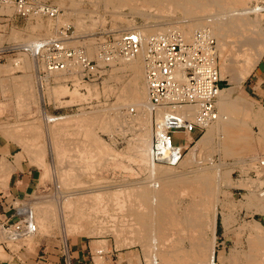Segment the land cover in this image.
Listing matches in <instances>:
<instances>
[{
	"label": "rangeland",
	"instance_id": "374dc122",
	"mask_svg": "<svg viewBox=\"0 0 264 264\" xmlns=\"http://www.w3.org/2000/svg\"><path fill=\"white\" fill-rule=\"evenodd\" d=\"M109 1H111V2H109ZM262 1L257 0V3H258L257 4L256 0H251V5L253 4L252 6H254L255 4H257L258 7H260V5L264 3V1H263V3H261ZM48 2H50L51 4L55 5L56 7H58L60 9V14L58 17L49 18V17L43 16V15H34V16H30V17L20 16L16 13V7L13 4L14 0H9L8 7H6L7 5H4V4L0 5L2 8V12L6 13L7 17L10 16V17L14 18L15 15L17 14L18 16H16V17H18L20 19V28L13 30L12 33L9 34L13 43H15L16 45H18L20 47V49H19L20 54H19L18 59H17L18 65L16 67H18V68H20V70H24V71L30 70L28 68H36L37 70L40 69V71H41L40 76H39V77H41L40 78V88L38 89V91H32L31 90V91L25 92V94H27V95L31 94L29 96V99H27L28 102L35 103L38 105V107H36L37 111L36 110L34 111V107L32 108L31 106H22L21 103H22V98L24 97V95H22L21 91H20V106L17 107V109L20 111V128H19L20 133L28 134L30 132L29 134H32L29 136L30 138L29 137H27V139L23 138V142H25L24 144L26 145V149L28 151V154H26L25 157L27 159H29V163L37 169V171L39 172V176H40L39 186H38L37 190L34 193H32L29 204L32 205V207L36 206V205L37 206L40 205L39 207L35 208V211H37L36 213H38L39 208H42V206H45V204H46L47 206L45 209H43L44 207L42 208L41 214L43 213L42 215L45 217L44 221L48 220V222L45 224L46 225L45 227L48 230L47 229L44 230V228H42L43 230L41 229L42 230L41 232H38V234H34L31 239L28 236L17 237V238H14V236L11 237L12 236L11 232H10L11 229H9L7 227L5 229V228L0 226V229H1L0 230V240H7L8 246L15 253V260L19 264H82V263H84V261L78 262L73 257V246H75V244H79V243H82L84 245L85 250L87 248L89 250H92V254H90V256L87 258L88 264H151V262H150L151 260L150 261L146 260V259H148L147 257H145L146 256L145 255L146 249H144V245H141L142 242L140 241L139 237H135V235L130 234L131 232L128 233L126 231L125 232L127 234L125 232H123V234H120V236H119L116 233L114 234V233H111L109 230H107L108 227H106V228L100 227L101 223L106 225V226L109 225L110 223H112L110 221V219L108 218V216H111V215L117 216L118 214H120L118 207H117L118 203H116V205H115V202H117V201H114V199H116L115 198L116 196L117 197L120 196L121 191L123 193V190L128 189V188L130 190H132V187L135 188L138 186L137 184H142L145 181H148L145 178H147L148 173H150L149 172L150 171L149 170L150 164L148 162H143L140 160V158L138 157L139 154L138 155L136 154V153H138V150H137L136 145H135L137 143L139 137H140V132H141L140 130L143 131V129H141L143 127V125L139 121L137 123L136 120L135 121L133 120L134 122H132L131 120L133 118L128 117L127 119L124 118V120H123V118H121V122H119V123H124V125L120 124L122 127L121 128L119 126V123H118V125H116L118 120L120 119L119 116H116V118H115V121L118 119L116 121V124H114L113 121H111L110 127H111L112 131H110V128L108 131L104 130L103 129L104 126L101 128V124L100 125L98 124L97 129L95 130L94 134L97 136V133H99V136H98L100 139L99 141L100 142L104 141L106 144H109L110 147L113 148V150L110 148L113 153H110L109 152L110 149L108 148L109 149L108 153H104L103 155L100 154L102 161H103L102 162L100 160L102 165H101L100 161H99V163H100L99 166L97 164L98 162L97 163L95 162L94 163L95 167L92 170H90V172H88L86 174L84 172H82L83 174L81 176V180H83V182L78 183V184L77 183L72 184L71 182H68V181L66 183H64L65 180L64 181L61 180V178H62L61 175L63 173L62 171L64 170L63 168L66 167L65 166V165H67L66 163H68L69 161L72 162L73 164H75L74 166H76V167L85 165V162H82L84 164H82V163L77 164V162L72 160V158L68 159V157H62L61 154H58L57 152H55V150H57L56 149L57 143L55 141H56V139L58 140V138H60L62 136L63 139L65 138L64 143L65 142L68 143V145H64V146L68 147L70 145V143L72 142L71 144H73L74 143L73 141H75V140H81V141L84 140L85 135H84L83 131L79 136L76 133L74 134L75 129H73L74 127H72L73 123L71 122V120H73L74 117L76 118V115L79 117L83 113H89V111L91 114H93V111L95 110L94 113H95V115H97L98 112L96 113V110L98 111V110H102L104 108L108 110L112 106H115L114 108H116L117 103L119 102L118 98L116 97V96H118V92L120 91L119 89H121L124 82L128 83L131 80L132 64H129L130 62H127V61H122L121 58H119L121 56H116L111 61H104L100 57V50H101L100 45H102L101 42L105 41L106 39L109 40V38L111 37V35L113 33L115 35V34H118L119 32H122V31H133V30L140 32V30L144 27V25L152 24L153 22H156L157 19H158V22L164 26L163 29H165V28H167V29H165L164 31L163 30L162 31H156L153 33V35L158 34V33H162V32H166L169 30H173L179 34L180 28H182L183 23L186 24V22H188L187 20L189 19L190 16L184 15L182 10L175 9V8L172 11L171 10L170 11H168V10L167 11H161L159 9L158 10L159 14H158L157 10H156L157 8H155L154 6H153L154 8H152V6H150L151 8L149 9L148 5H145V7H143L144 4L141 1H139L138 3L134 2L137 5H139L140 7H141L140 4L142 3V7L140 9H139V7L136 8L137 5L134 3H131V4L128 3V6H125L127 4H124V5H120L118 7L116 0H62V2H60V0H48ZM108 5H110V6H108ZM133 5H135V6H133ZM263 6H264V4H263ZM263 6L261 5L262 10L259 11L258 14H255V12H251L249 14V16L251 15L250 17L252 19H253L254 15L257 16L254 19L259 20V18H260L259 21L262 25H259V21H258V26H259V32L262 31V33L260 32L263 35L262 37H264V33H263L264 32V30H263L264 29V7ZM150 13L154 14V15H151ZM168 14H170L171 17ZM206 15L208 16L209 12ZM152 16H154V17H152ZM152 18H153V20H152ZM208 18H210V17H208ZM80 19L83 21L82 27H81V25H78L79 24L78 22L80 21ZM125 20H127V21H125ZM82 21H80V23H82ZM39 25H41V26L39 27ZM68 26H70V30H69L68 34L70 35L72 33L74 35V38L66 40V44L69 45V47L76 48V49L83 48L85 50L87 56L89 57V59L92 60L94 63H97L99 74L101 75L98 78V80L91 81V80L84 79L82 67L77 62H72L67 67L63 68V70H65L66 73H64L62 77H60V78L56 77V79H55L54 77H52V75L55 74V72L51 71L49 69L50 64L48 62V53H43L40 56L34 55V53L32 51V46L34 48H36L35 45L38 44L39 41L55 39L56 37H58L60 35V30L62 28H67ZM260 26L263 27L262 30L260 29ZM201 29H205V30H209V31L211 30L210 27L195 28L194 31H192V34L190 35V37L192 38V36L195 34V32L198 30H201ZM210 32H212V31H210ZM253 34H254L253 36L255 37L256 33H253ZM151 35L152 34L147 35V36H151ZM107 36H108V38H107ZM257 37H258V35H257ZM191 38H189V39H191ZM9 45L10 46L4 48L5 49V50H3L4 54L17 53L18 50L17 51L14 50L15 49L14 44H13V46H11V44H9ZM230 45H231L232 49H229L230 47L227 48V50L223 54H221V52L219 53V50L217 47V51H218L217 57H216L217 66H218L219 74L221 77V83H222L223 87L230 89V91L228 90V92L230 93L231 98L233 97V99L235 101L232 107L228 106V108H227L228 113L231 116H233L236 123H239L238 124L239 127L242 126L248 132L250 131L251 140H252L250 142H252L251 148H253V149L252 150L247 149V146L238 148V149H241V151H240V154L238 153L236 155V153L233 152V149L231 147H228L226 145V143L223 141L224 139H222V138H223L224 133L219 132V133H217V135L215 134L216 138H215V136H212L213 139L210 138L208 140L209 142H207L205 144V145H208L207 147H205V145H204L203 148L199 149L200 151L197 152L196 154L200 153L203 158L199 157V156H201L200 154L198 156H196L195 160L197 158L198 161L193 160L194 162L192 161V163H189V164H192L193 166L192 165L190 166L189 164H182V166H181V164H180L179 165L180 167L176 166L174 168H170L171 169L170 171H172V173H175V174L177 173L178 175L183 173L185 175H188L189 177H192L195 172H198V170H200V168L204 167L208 170V172L210 171V172L214 173V174L213 173L212 174L215 176V178H214L215 182L218 184L217 185L215 183L216 187L218 186L217 187L218 189H216V192L218 194L217 198L220 199L219 203H217V206H218L217 207V209H218L217 210V225H216L217 226V237H216V254H215L216 264H230V263H228L227 258H229V255H230V252L232 251V249H234L235 251H240V250L242 251L244 249L245 250L250 249V250H248V252L246 251L247 253H249V257H250L249 259L250 260L248 259L249 261H245V260L244 261L241 260L239 262L237 261L238 262L237 264H241V263L242 264H253L255 259L258 256L260 257V260H259V258H257L256 261L258 260L259 264L260 263L264 264L263 263L264 262V250L263 249L259 250L256 253L253 252V249L250 246V242H248V238H249V236L251 237L252 234L249 235L250 231L246 226V223H248V222L252 223V222H254V220H257V221L261 222V225H263L261 235H262V233H264L263 232L264 231V228H263L264 227V211H257L256 207L254 206V202L257 199L264 201V194H263L264 191H262L264 189V167L261 166L259 163L260 161L264 160V136L262 134H260L261 133V131H260L261 127H260V123H259L260 120L258 119L259 116L261 117L262 113L264 115V81L261 79L264 77V71H263L264 70V55L257 62V64L255 65V67L251 71V73L244 76L243 79H240L239 77L241 76V74L239 75L237 72H239V69L241 67L240 66L241 61L244 59V56L242 57L241 54L245 53V52H249L250 50L247 51V48H250V47L247 46L246 51L240 53L241 51L245 50V47H241V46L237 47L238 44L234 45V42L230 43ZM232 45L234 46V50H233ZM244 46H246V45H244ZM239 47L241 50L239 49ZM262 48H263V46H262ZM231 50H233L234 53H232L233 51H231ZM227 52H229V53H227ZM226 53L229 55H227ZM238 53H240L239 58L234 57V55L238 54ZM232 54H234V55L230 56ZM219 55H220V57H219ZM240 56H241V58H240ZM227 57H230L229 58L230 61L232 60L231 62L229 61V63H231V65H229V66H228L229 63L227 62L228 61ZM139 58H140V56L136 55L133 58V61L134 60L137 61ZM235 58H236V60H235ZM233 61H235L234 64H236V69H235V65L232 63ZM221 62H223V63H221ZM224 62L227 63V66H224L225 65ZM242 63H244V62H242ZM221 64L222 65L224 64V65L222 66ZM26 65L28 66V68H26L27 67ZM77 65H78V67H77ZM232 65H234V66L232 67ZM72 66H73V68H72ZM223 67L224 68L226 67V69H228V71H225L226 69L221 70V68L223 69ZM229 69L230 70L232 69L233 71L232 70L230 71ZM223 71H224V73H223ZM47 72L49 73V75ZM52 72H54V73H52ZM225 72H226V75H225ZM235 72L237 74H235ZM121 73H123V75ZM112 74H115V75L117 74V76H116L117 78L115 77V75L113 77L110 76ZM73 75L75 76V78ZM118 75H119L120 79L118 78ZM48 76H49V78H48ZM108 77L111 78L112 80L109 79ZM61 78H63V79L61 80ZM235 79H237V80H235ZM59 80H60V82H59ZM80 81L83 83L80 84L81 83ZM76 82L77 83L79 82V83L76 84ZM85 82L89 83V86H87V87H89L90 91H88V89L86 91L87 87H86ZM108 83H110V85ZM143 83H144V86L146 89V94H147L146 100H147L148 92H147V84H146V72H145V75L143 77ZM63 85L67 89V91H64L66 93L62 92L59 94V92H57V91L54 92L55 87L63 86ZM103 86L104 87L107 86L106 88L108 89V92H107L106 88H105L106 91L103 90ZM94 87H97V89L94 90L93 89ZM116 87H118V88H116ZM45 89H46V91H45ZM98 89L100 91H98ZM75 90L78 92V94L80 91V93L82 95L80 97V99L77 98L76 95L74 96ZM92 90H94V91L91 92ZM88 92H91V94H87ZM95 92L99 93V94H96ZM114 92H116L117 94ZM36 93L40 94V97H41L40 100L37 99ZM55 93L58 94L57 95L58 97L55 95ZM84 93H86V94H84ZM95 94H96V96H95ZM236 101H237V103H236ZM240 101H242V103H244V104H241ZM76 102H78V103H76ZM217 103H218V100H217ZM235 104L236 105L241 104L238 106L241 108H239L237 110L238 107ZM242 107H243V110H241ZM105 109H104V111H105ZM258 109H260V110L258 111ZM2 110H3V107H0V113L2 112ZM116 111H118V110H116ZM134 112L135 111H132V113H134ZM241 113L242 114L244 113L243 114L244 116H241ZM245 113L251 114L250 117L247 116V114H245ZM66 115L70 116V118H68L69 120L65 119L68 122L65 121L64 119L62 120L61 118L58 119L59 122H64V123L66 122V128L67 129H66V131H64L65 134H64V132H63V134H62V132L61 133H59V132L55 133L54 129L53 130L51 129V126H53V123L55 121L54 122H52V121L48 122V120L46 121V119H47L46 116H58V117L63 116L64 117ZM253 117H255L254 118L255 120L254 119L251 120ZM237 118H239L240 120ZM150 119H149V122L151 124L149 122L148 123L151 125L150 128L153 131L152 132L153 136H152V141H151V142H153V139H154V130H153L154 113H152V115L150 116ZM256 120H258V121H256ZM257 123L259 125H257ZM113 124H114V126H113ZM115 126H117V127H115ZM47 128L49 129V131ZM119 128H120V130H119ZM69 130H71V131H69ZM206 131L207 130L205 129L203 134ZM49 134L50 135L52 134V135L50 136ZM67 134H69V135H67ZM33 135H35V136L33 137ZM70 135H73V136H70ZM53 136H56V137H53ZM179 136H181V135H179ZM217 136H219V137H217ZM31 137H33V138H31ZM51 137L53 139H51ZM62 137H61V139H59V141H61V142L63 141ZM194 137H195L194 141L189 146V148L190 147L192 148L195 146L194 144L197 143V140L202 137V133L196 134ZM35 138H37V139L35 140ZM54 138H55V140H54ZM67 139H69L68 142L66 141ZM190 140H192V137L188 138V141H190ZM221 140H222V142H221ZM21 141H22V139H21ZM52 141H53V143H55V145L51 144ZM175 141L179 142L180 140L176 139ZM28 143L30 144L29 146H27ZM31 144H35V145L33 146ZM30 146H32V148ZM53 146H55V148ZM134 146H135V148H134ZM34 147L35 148L40 147V149L44 153L43 158L45 159V163L48 166V173H49L48 176H45V174H44L45 173V167L43 165H41L40 162L35 160L34 153L33 152L29 153V151H31V149H34ZM189 148L186 150V154H187V152L190 151L191 148L190 149ZM243 148H244V150H243ZM201 150H203V151H201ZM204 150L208 153H206ZM107 154L111 155V156H105ZM58 155H60L62 157L61 160H60V157H58ZM33 156H34V158H33ZM102 156H104V157H102ZM97 157L98 156H95L94 159ZM252 157H254L256 159L254 160ZM198 158L199 159L201 158V159L199 160ZM261 158H262V160H261ZM249 160L251 161V163ZM61 162H63V163H61ZM252 163H254L255 165H253ZM95 164H97V165H95ZM202 164H204V165L206 164V166H204ZM159 165L163 166L164 168L167 167L164 164H159ZM62 166H64V167H62ZM178 167H179V169H177ZM192 168H194V169H192ZM197 168H198V170H197ZM187 169H188V171H187ZM179 171H181V172H179ZM183 171L187 172V173H184ZM250 180H252V181H250ZM135 181H138V182H135ZM67 183L68 184L70 183L72 185H68ZM234 183H235V185H234ZM87 184L88 185L90 184L89 185L90 187L95 186L97 188L101 187L103 189H105L106 187L109 186V188L111 187L110 188L111 191H115V190L117 191V195L116 194L115 195L107 194L108 196H107L105 202L107 201L106 205L109 206L110 212L104 203H99L100 207H99L98 211H100V214L98 211H97L98 212L97 213L95 210H92V209L90 210V207H92L93 205H96V203L94 204L95 197H94L93 193L91 194V192H90V194L92 197L89 194V196L91 198L89 199V197H88V199H87V196H88L87 193L88 192H86V193L84 192V190H85L84 186H86ZM250 184H252L251 185L252 187L250 186ZM123 185H124V189L122 188ZM176 185H180V184H178V183L175 184L174 192H176V193H174V195H173V197H174L173 200L176 201L175 202L176 206H177L176 213L181 214L180 209H182L183 207H185L188 204V202L190 201V197L192 196V193L190 194L188 191L185 190V192H186V196H185V194L184 193L182 194V192H181L183 187L178 186V188H177ZM120 186H122V187H120ZM181 186H183V185L181 184ZM120 188H121V191H119ZM71 189H75L74 191L78 192V193H76V195H75V193L73 195L68 194L69 190H71ZM81 190H83V191L80 194L79 191H81ZM118 191H119V194H118ZM124 191L125 192L123 194H126V190H124ZM98 192L100 193V191H98ZM83 193H85L87 196L84 195ZM103 193L104 192H102V189H101V194H103ZM79 194H80V196H79ZM123 194L121 196H123ZM66 195H69V196L67 197ZM74 195L76 196V198ZM66 197L69 200L68 202H65V201H67ZM177 197L179 198V200ZM63 198L65 199V201H64L65 204L63 202ZM77 198L79 199V201L84 199V198H85L84 201L89 200L88 203L86 202L88 205H86V204L85 205L87 206V209L90 210V212L85 211L86 212L85 219H88L89 224H90V222H91V224H90V226L88 225L86 228H84V227L80 228V227L75 226V225H78L79 222L75 221V217H73L74 214L77 212V210H74L73 208L76 209V207L77 208L81 207V205L84 204V201H83V203L79 202V204H78ZM72 200L75 202L72 204H69V202L70 203L73 202ZM90 200H94L93 204L90 203ZM178 201L180 202V204H177ZM47 202H48V204H47ZM102 202H104V201H102ZM75 203H77V204H75ZM248 203H250V204H248ZM67 204L72 205L73 208H71V209L69 208L70 209L69 210L68 207H66V206H68ZM103 204H104V206H102ZM64 206H65V208H64ZM104 207L106 208V210H104ZM66 208H67V210H66ZM100 208H102L104 210V212L102 211V209L100 210ZM44 211L48 217L44 214ZM68 211H70V212L72 211V213H68ZM223 211H224V213H223ZM65 212H67L68 215L70 214V217ZM111 212H112V214H111ZM95 213L98 215H95ZM227 214H228V216H230V219L228 221L229 222L231 221L232 223L231 222L229 223L228 221L227 222L224 221V215H227ZM73 218H74V220H73ZM67 220H69V221H67ZM94 221H95V223H94ZM70 222L73 223L74 226L71 225ZM83 222H84V220L83 221L81 220L80 225ZM66 224H68V225H66ZM39 225L40 224H38V226H37V230L39 229ZM94 226H95V228H94ZM85 230H88V231H85ZM2 231H3V233H1ZM43 231L45 233H43ZM236 233H237V235H236ZM132 234H134V233H132ZM125 235H127V236L123 237ZM167 236H169V238L171 237L170 229H169V233L167 234ZM263 237H264V234H263ZM133 238H134L135 242H137V243H133L131 245L129 242H127V240L130 241ZM119 240H120V242H119ZM186 243H187V241L185 240L184 245H186V246L189 245L188 243L187 244ZM223 247H225V248H223ZM221 250H224V258L222 261L218 256V253ZM68 251H69V255L67 254ZM3 257H6V255L3 254V251L0 248V258H3ZM135 258H136V261H134ZM149 258L151 259L150 256H149ZM69 259H70V262H69ZM225 259H227V260L225 261ZM261 259H263V260H261ZM250 261H251V263H250ZM256 261H255V263H256ZM159 264H163V262L162 263L159 262ZM166 264H175V263H173V262L167 263L166 262ZM179 264H181V263H179ZM182 264H184V263H182Z\"/></svg>",
	"mask_w": 264,
	"mask_h": 264
},
{
	"label": "bare ground",
	"instance_id": "6f19581e",
	"mask_svg": "<svg viewBox=\"0 0 264 264\" xmlns=\"http://www.w3.org/2000/svg\"><path fill=\"white\" fill-rule=\"evenodd\" d=\"M139 1H141L144 4L143 7H145V5H148L149 6V9L151 8L150 6H152V8H154V7L157 8L156 10H157V13L158 14H159V11H158L159 9L161 11H167V10L168 11H170V10L172 11L175 8V9L182 10V12L184 13V15L190 16L189 19L187 18L188 19L187 20L188 22L185 21L186 24L182 22L183 23V26H182V28H180V33L179 34L185 40H188L189 38H191L190 35L192 34V31H194L195 28L210 27V29H211L210 31H212L211 33L217 39L216 41H218L217 42V47H218L219 53L221 52V54H223L227 50V48H229V47H230L229 49H232L230 43H233V42H234V45L235 44L236 45L238 44L237 47L238 46L245 47V50L242 48L244 51H241V52L239 51L240 53L245 52L247 46L250 47V48H247V51L250 50L249 52H245V53H242L241 54L242 57L244 56V59L242 58L244 61L243 60L241 61V65H240L241 67L239 69V72H237L239 75L241 74L240 77L238 76L240 79H243L244 76H246L247 74L251 73V71L254 69L255 65L257 64V62L264 55V37H262L263 36L261 34L262 31H260L261 33L259 32V26H258V21L260 20V18H259V20H257V19H254L257 16L254 15L253 19L250 17L251 15L249 16V14L251 12H255V14H258L259 11L262 10L261 9V5L263 6V4H264L263 1L264 0L263 1L260 0V1H262L261 3H263V4L260 5V7H258V5H257L258 4L257 3V0H256V3L257 4H255L254 6H252L253 4L251 5V0H116V2L118 4L117 5L118 7L120 5H124V4H127L125 6H128V3H130V4L131 3H134V2H137L138 3ZM60 2H62V0H60ZM109 2H111V1H109ZM142 3L140 4L141 7H142ZM134 4H136V3H134ZM4 5H7L6 7H8V3H6ZM108 6H110V5H108ZM133 6H135V5H133ZM138 7H139V9L141 8L139 5H137L136 8H138ZM208 12H209V15L207 16L206 14H208ZM151 15H154V14H151ZM168 15H170V14H168ZM152 17H154V16H152ZM170 17H171V15H170ZM208 17H210V18H208ZM152 20H153V18H152ZM80 21H82V20L80 19ZM80 21L78 22L79 23L78 25H81V27H82L83 21H82V23H80ZM125 21H127V20H125ZM41 25H39V27ZM259 25H262L260 23V21H259ZM162 26L163 25L160 24L158 22V19H157L156 22H153L152 24H146V25H144V27L140 30V34L143 37H146L147 35H150V34L153 35V33L156 32V31H162V30L164 31L165 29H167V28L163 29L164 26L163 27ZM260 29L262 30L263 27L260 26ZM253 33H256L255 34V37L253 36L254 35ZM257 35H258V37H257ZM45 41H47V40H45ZM43 42L44 41H39L38 44H36V45L34 44V45H35V47H37V46L41 45ZM244 45H246V46H244ZM262 46H263V48H262ZM232 47H233V50H234V46L233 45H232ZM239 49H240V47H239ZM233 50H231V51H233ZM227 53H229V52H227ZM232 53H234V51ZM240 53L235 54V55L232 54L230 56H233L234 55V57H238L239 58V54ZM144 55H145V45H143L140 53L138 54V56H140L141 59L139 58L137 61L136 60L133 61V58L127 60V59H122L121 57H119V58H121L122 61H127V62H130L129 64H132V70H131L132 71L131 72L132 73V77H131V80H130L131 82L130 81L128 83L127 82H124V84L122 85L121 89H119L120 91L119 92L117 91L118 92V96H116V97L118 98L119 102L117 101L118 103H117L116 108H114L115 106H112L110 108L108 107L109 108L108 110L104 108L105 111H104V109L101 108L103 111L102 110H98V111L96 110V113L98 112L97 115H95V113H94L95 110L93 111V114L94 115L91 114L90 111H89V113H83L79 117L76 115V118L74 117L73 120H71V122L73 123L72 127H74L73 129H75L74 134L76 133L79 136L82 133V131H83V133L85 135L84 140H82V141L81 140H75V141H73L74 142L73 144H71L72 143L71 142L70 145L68 147H66L64 145H68V143H66V142L64 143V141H65L64 139L65 138L63 139V137L60 135L62 137V139H63L62 142L59 141V139H61V137L58 138V140L56 139L55 142L57 143V145H56V147H57L56 149L57 150H55V152H57L58 154H61L62 157H68V159H71L72 158V160H74L75 162H77V164H79V163L81 164L82 162H85V165L79 166V167L74 166L75 164H73L70 161L68 163H66L67 164V165H65L66 167L62 166V167H64L63 168L64 170L63 171L61 170L63 172L62 175H61L62 176L61 180L62 181L65 180L64 183H66L68 181V182H71L72 184H74V183H77L78 184V183L83 182V180H81V176L83 174L82 172H84L85 174L88 173V172H90V170H92L95 167L94 166V163L95 162L96 163L98 162L97 164L99 166V164L102 161L101 155H103L104 153H108V150L110 148L113 150V148L110 147L109 144H106L104 141L103 142H100L99 141L100 140L99 137H98L99 136V133H97V136L94 134L95 133V130L97 129V125L98 124L99 125L101 124V128L104 126L103 127L104 130H107L108 131L109 128H110V131H112L111 130V127H110V124H111V121H113V123L116 124V121L118 120L117 119L115 121L116 116H119L120 117V119H119L120 121L118 120V122H117L116 125H118V123L121 122V118H123V120H124V118L127 119L129 117V118H133L131 120L132 122H134L136 120L137 123H138V121H139L143 125L142 128L140 127L141 129H143V131L140 130L142 133L140 132V137H139L137 143L135 144L136 145V148L138 150V153H136V154L137 155L139 154L138 157L140 158L141 161L148 162L150 164V167H149V170L150 171L148 170L150 173H148V177L145 178L148 181H145L146 183L144 182L142 184H137L138 186L135 187L136 189L134 187H132V190H130L129 188L128 189H124V185H123V187L120 186L124 190H126V194H127V195L126 194H123L125 191L123 190V193H122L121 188H120V190H119V191H121L120 196H118V197L116 196L115 197L116 199H114V201H117V202H115V205H116V203L119 204V205L117 204V207H118V210H119L120 214H118L117 216L116 215L108 216V218L110 219V221L112 223H110V224L108 223L109 225H107V226L101 223L100 224V227H103V228L108 227L107 230H109L111 233H114V234L116 233L119 236H120V234H123V232L126 231L128 233L131 232L130 234L131 235H135V237H139L140 238V241L142 242L141 245H144V249H146L145 250V255H146L145 257L148 258L146 260H149V261L151 260L150 261L151 264H159V262H161V263L163 262V264L164 263L166 264V262L167 263H172L173 262L175 264H179V263H181V264L182 263H184V264H216L215 254H216V237H217V226H216L217 225V210H218L217 209V207H218L217 206V203H219V200L220 199L217 198L218 197V194L216 192V189H218L217 188L218 186L216 187V184L217 183L215 182V179H214L215 178V176L213 175L214 173L213 172H210V171L208 172V170L203 167V168H200V170H198V168H197L198 172H195L192 177H189L188 175H185L183 173L182 174H179V175L177 173L176 174L175 173H172V171H170L171 170L170 168H174V167L167 166L166 168H164L163 166H160L159 164L152 163V154H151L152 142L151 141H152V136H153L152 132L153 131L150 128L151 127V125H150L151 123L149 122L150 116L152 115V109H151V107L149 105V95H148L147 100H146V95L147 94H146V89H145V86H144V83H143V77H144L145 72H146V63L144 61ZM227 55H229V54H227ZM241 56H240V58H241ZM219 57H220V55H219ZM227 58H228V61L227 62L229 63V61H230L229 58L230 57H227ZM235 60H236V58H235ZM234 62L235 61H233L232 63L234 64ZM242 62H244V63H242ZM221 63H223V62H221ZM224 63H225V65L224 64L223 65L224 66H227V63L226 62H224ZM229 65H231V63H229L228 66ZM234 65H235V69H236V64H234ZM234 65H232V67ZM77 67H78V65H77ZM26 68H28V66ZM72 68H73V66H72ZM225 69H226V67L225 68L223 67V69L221 68V70H225ZM225 71H228V69H226ZM65 72L66 71L63 70L62 68L56 69L55 73H56L57 76H55V77L60 78V77L63 76V74ZM52 73H54V72H52ZM223 73H224V71H223ZM237 73L235 72V74H237ZM121 74L123 75V73H121ZM114 75L115 74H112L110 76L113 77ZM119 75H118V78H119ZM225 75H226V72H225ZM116 76H117V74L115 75V77ZM23 78H25L26 80H28L27 79L28 77L26 78V76H24V75H23ZM74 78H75V76H74ZM8 79H6V80H8ZM62 79L63 78H61V80ZM109 79H111V78H109ZM235 80H237V79H235ZM28 81H30V80H28ZM59 82H60V80H59ZM78 83L76 82V84H78ZM82 83L83 82H81L80 84H82ZM110 83H108V84L110 85ZM85 84H86V87L89 86V83L85 82ZM146 84H147V81H146ZM106 87L103 86V90L106 91V89H107ZM118 87H116V88H118ZM87 89H88V91H90L89 87L86 88V91H87ZM93 89L95 90V89H97V87H94ZM15 90H16V88H15ZM26 90L28 91V89H26ZM32 90H34V89L32 88ZM94 90H92L91 92H93ZM228 90L230 91V89L224 88L220 92V96L218 98V103H217V107H218V118L214 122H212L211 124H209L207 126V128H206L207 131L202 135V137L200 139L197 140V143L194 144L195 146L192 147V148L190 147L191 149L189 148L190 151L187 152V154L184 156L183 160L180 162L181 166H182V164L192 163V161L195 160V157L200 154V153L199 154H196L197 152L200 151L199 149L200 148H203L204 145L207 142H209L208 140L210 138L213 139L212 136H215V138H216V135L219 132H223L224 133L223 138H222V139H224L223 141L226 143V145L228 147H231L233 149V152L236 153V155L238 153L240 154V151H241V149H238V148L246 147L247 146V149H250V150L253 149V148H251L252 142H250V141H252V140H251V133H250V131L248 132L242 126L239 127L238 126L239 123H236L235 120H234V118H233V116H231L228 113V109H227L228 106H231L232 107L233 104H234V102H235L234 99H233V97L231 98L230 93L228 92ZM45 91H46V89H45ZM56 91L59 92V94H60V93H62L64 91H67V89L63 85V86L55 87L54 92H56ZM98 91H100V90L98 89ZM91 92H88L87 94H91ZM107 92H108V89H107ZM147 92H148V89H147ZM64 93H66V92H64ZM114 93H116V92H114ZM79 94L75 90L74 96L76 95V97L80 99V97L82 96L81 93H80V91H79ZM84 94H86V93H84ZM96 94H99V93H96ZM96 94H95V96H96ZM55 95L57 96L58 94L55 93ZM16 101H17V99H16ZM237 101H236V103H237ZM240 102H241V104H244V103H242V101H240ZM76 103H78V102H76ZM241 104H239V105H241ZM239 105H236V106L238 107ZM239 108H241V107H238L237 110ZM116 110H118V111H116ZM132 110L135 111V112L132 113ZM241 110H243V107H242ZM259 110L260 109H258V111ZM188 111H190V110H188ZM243 114L241 113V116H244ZM245 114H247V113H245ZM250 115L251 114H247V116H249V117H250ZM46 118H47L46 121L48 120V122L49 121H52V122L55 121L53 123V126H51V129L52 130L54 129V132L55 133H58V132L61 133L62 132V134H63V132L66 131V129H67L66 128V122L65 123L64 122H59L58 119L61 118L62 120L63 119L65 120V119L70 118V116L69 115H66L64 117L63 116H61V117H58V116H46ZM254 118L255 117H253L251 120H253ZM237 119H239V118H237ZM258 119L260 120L259 123H260V127H261V130H260L261 133L260 134H262L264 136V115H263V113H262L261 117L259 116ZM65 121H67V120H65ZM256 121H258V120H256ZM114 124H113V126H114ZM120 124H123L124 125V123H119V126L120 127H121ZM257 125H259V124L257 123ZM115 127H117V126H115ZM119 130H120V128H119ZM18 131H19V129H18ZM48 131H49V129H48ZM69 131H71V130H69ZM8 133L9 132H7V134ZM64 134H65V132H64ZM4 135H5V132H4ZM67 135H69V134H67ZM9 136H10V134H9ZM17 136L20 137L19 135H17ZM23 136H24V134H23ZM34 136L35 135H33V137ZM70 136H73V135H70ZM27 137H29V136L26 135V138H24V139H27ZM33 137H31V138H33ZM53 137H56V136H53ZM191 137H192V135L190 134L188 136V138H191ZM217 137H219V136H217ZM15 138H16V136H15ZM36 139L37 138H35V140ZM51 139H53V138L51 137ZM54 140H55V138H54ZM22 141H23V139H22ZM66 141L68 142L69 139H67ZM221 142H222V140H221ZM23 143H25V142H23ZM51 144H54L55 145V143H53V141H52ZM29 145L30 144L28 143L27 146H29ZM31 145L34 146L35 144H31ZM207 146L208 145H205V147H207ZM30 147L32 148V146H30ZM35 147H34V149H31V151H29V153H32V152L34 153L35 160H37L38 162H40V164L45 167V173L44 174H45V176H48L49 175V173H48V166L46 165L45 159L43 158L44 157V153L40 149V147L39 148L38 147L35 148ZM53 147L55 148V146H53ZM134 148H135V146H134ZM111 149L109 150V152L110 153H113L111 151ZM243 150H244V148H243ZM201 151H203V150H201ZM206 153H208V152H206ZM61 156L58 155V157H60V160L62 158ZM95 156H98V157L94 159ZM105 156H111V155H108L107 154ZM102 157H104V156H102ZM199 157L203 158L202 155L199 156ZM33 158H34V156H33ZM252 158L254 160L256 159L254 157H252ZM196 160H197V158H196ZM261 160H262V158H261ZM99 161H100V163H99ZM61 163H63V162H61ZM250 163H251V161H250ZM82 164H84V163H82ZM97 164H95V165H97ZM252 164L255 165L254 163H252ZM101 165H102V163H101ZM189 165L191 166L192 164H189ZM202 165H204V164H202ZM1 166H2V164H1ZM204 166H206V164ZM179 167L177 169H179ZM12 169H13V167H12ZM192 169H194V168H192ZM187 171H188V169H187ZM7 172L5 174V171H4V174L5 175H8ZM179 172H181V171H179ZM1 173H2V171H1ZM184 173H187V172H184ZM4 177L5 176H3V178ZM252 180H250V181H252ZM135 182H138V181H135ZM177 183L180 184V185H176L177 188H178V186L183 187L182 190H181L182 194L184 193L185 196H186L185 190L188 191L190 194L192 193V196L190 197V201L188 202V204L185 207H183L182 209H180L181 214H177L176 213V210H177L176 209L177 206H176V203H175L176 201L173 200V198H174L173 195H174V193H176V192H174V187H175V184H177ZM72 184L69 183L68 185H72ZM181 184L183 186H181ZM89 185L88 184L86 186L83 185L84 186V189H85L84 192L85 193L88 192L87 193L88 196L85 193H83V194L87 196V199H88V197H89V199L92 197L91 196L92 193L94 194L95 199L94 198L93 199L95 200L94 204L96 203V205H93L92 207H90V210L92 209V210H95L97 212L99 210V207H100L99 206V203H104L105 206H107V208L109 210V206L106 205V202L107 201L105 202V200H106V198L108 196L107 194H109V195L110 194H113V195L116 194L117 195V191L116 190L115 191H111V189H110L111 187L109 188V186L106 187V188L104 187L105 189H103L101 187L97 188L95 186L90 187ZM234 185H235V183H234ZM251 185L252 184H250V186ZM100 188L102 189V192H104L103 194H101V189ZM74 190L75 189L69 190V193L68 194H72L73 195L75 193V195H76V193H78V192H75ZM82 191L83 190L79 191V193L81 194ZM98 191H100V193ZM119 191H118V194H119ZM262 191H264V189ZM90 192H91V194H90ZM80 194H79V196H80ZM89 194H90L91 197L89 196ZM122 194H123V196H121ZM66 196L68 197L69 195H66ZM64 198H63V202L65 201ZM75 198H76V196H75ZM84 199H82L80 201L78 199L77 200L78 201L77 203L78 204H79V202L83 203ZM66 200L67 201H65V202H68L69 201L68 198ZM94 200H90V203L93 204V201ZM178 200H179V198H178ZM88 201L89 200H87V201L85 200L84 201V204H82L81 207H78V208L76 207V209L73 208L72 205H69V204L74 203L75 201H73L71 203L69 202V204H67L68 206H66V207H68V209L69 208L70 209L73 208L74 210H77V212L73 216V217H75V221L79 222L78 225H75L76 227H80V228L81 227L82 228L84 227V228H86L88 225L90 226V224H91V222L89 224L88 219H85L86 212L87 211L90 212V210L87 209V206H86V205H88L87 204ZM102 201H104V202H102ZM65 202H64V204H65ZM77 203H75V204H77ZM47 204H48V202H47ZM104 204L102 206H104ZM177 204H180V202L178 201ZM248 204H250V203H248ZM39 206L36 205V206H33L32 207L33 208L32 211L34 210L33 211L34 220H35L37 226H38V224H40V225H39V229L37 231L31 232L28 235V237L30 239L32 238V236L34 234H38V232H41L43 230L42 228H44V230L47 229L45 227L46 226L45 224L48 222V220L44 221L45 220V217L42 215L43 213L41 214L42 208L44 207L43 209H45L47 205L45 204V206H42V208H39L38 209V213H36L37 211H35V208L36 207H39ZM254 206L256 207L257 211H264V201H261L260 199H257L254 202ZM64 208H65V206H64ZM101 209L102 208H100V210ZM66 210H67V208H66ZM104 210H106L105 207H104ZM104 210L102 209L103 212H104ZM45 211H44V214H45ZM98 212L100 214V211H98ZM109 212H110V210H109ZM65 213L68 215V213H72V211L71 212L68 211V213L67 212H65ZM223 213H224V211H223ZM111 214H112V212H111ZM95 215H98V214L95 213ZM68 216L70 217V214ZM229 219H230V216H228V214L227 215H224V221L227 222ZM73 220H74V218H73ZM81 220L82 221L84 220V222L80 225V221ZM67 221H69V220H67ZM94 223H95V221H94ZM70 224L74 226L73 223L70 222ZM66 225H68V224H66ZM246 226H247V228L250 231L249 235L252 234L251 237L249 236L248 242H250V246L252 247L253 252L256 253L259 250H262V249L264 250V237H263V234L264 233H262V235H261L262 226H263V225H261V222H259L257 220H254V222H252V223L251 222L246 223ZM94 228H95V226H94ZM169 229H170V232H171V237L170 238H169V236H167V234L169 233ZM85 231H88V230H85ZM1 233H3V231ZM43 233H45V232L43 231ZM132 233H134V234H132ZM236 235H237V233H236ZM126 236L127 235H125L123 237H126ZM185 240L187 241V243L189 245H187V246L184 245ZM119 242H120V240H119ZM127 242H129L131 245L133 243H137V242H135L134 238L132 240H130V241L127 240ZM223 248H225V247H223ZM233 250L234 249H232V251L230 252L229 258H227L228 259V263H230V264H237L241 260H243V261L244 260L245 261H249L250 260L249 259L250 258L249 257V253H247L248 250H250V249H247V250L244 249L242 251L240 249H239L240 251H235V250L233 251ZM149 256L151 257V259L149 258ZM218 256H219V258L222 261L223 258H224V250L219 251ZM257 258H259V260H260V257L259 256ZM227 259H225V261ZM256 259H255V261H256ZM261 260H263V259H261ZM134 261H136V258H135ZM255 261H254L253 264H259V261L258 260L256 261V263H255ZM250 263H251V261H250Z\"/></svg>",
	"mask_w": 264,
	"mask_h": 264
},
{
	"label": "built area",
	"instance_id": "2783aa9c",
	"mask_svg": "<svg viewBox=\"0 0 264 264\" xmlns=\"http://www.w3.org/2000/svg\"><path fill=\"white\" fill-rule=\"evenodd\" d=\"M6 3L9 0H0V5ZM13 4L16 13L23 17L56 18L60 14V9L48 0H14ZM69 30L70 26L62 28L55 39L32 47L34 55L48 53L49 69L54 72L77 62L82 67L84 79L98 80L101 75L97 63L89 59L83 48L66 44V40L74 38L72 33L68 34ZM101 44L100 57L104 61L116 56L132 59L145 45L149 105L154 113L152 163L178 166L194 136L203 135L207 126L218 118L217 100L224 87L216 61V38L205 29L196 31L190 40L173 30L146 37L133 30L113 33ZM190 134L192 140L188 141ZM260 165L264 167V160ZM31 196L13 197L6 204L8 214L0 226L11 229V237H25L37 231L29 204Z\"/></svg>",
	"mask_w": 264,
	"mask_h": 264
},
{
	"label": "crops",
	"instance_id": "0c3cea01",
	"mask_svg": "<svg viewBox=\"0 0 264 264\" xmlns=\"http://www.w3.org/2000/svg\"><path fill=\"white\" fill-rule=\"evenodd\" d=\"M6 15V13L2 12L0 6V107H3L0 113V223L5 221L7 217V202L13 197L22 198L34 193L39 186L40 179L37 169L31 165L29 159L25 157L28 151L21 139L26 138V135L30 136L32 134L20 133V111L17 107L20 106L21 91L22 95H24L21 103L22 106H31L32 108L34 107V111L36 110L38 105L28 102L27 99H29L30 95L25 94V92L27 91L26 89L31 91L32 88L34 89L32 91H38L40 88L39 78L41 77L39 76L41 71L36 68H30V70L24 71L16 67L18 65L17 57L20 54V47L13 43L9 34H11L13 30L20 28V19L16 17L18 16L17 14L14 18L10 16L7 17ZM9 44H11V46L14 44V50H18L17 53L4 54L3 50H5V47L10 46ZM23 75L26 76V78L28 77L27 79L30 81L23 78ZM55 76H57L56 73L52 75V77L56 78ZM261 79L264 81V77ZM36 96L38 100L41 99L39 93H36ZM7 132L9 133L7 134ZM4 171L5 174L8 171V175H5ZM3 176L5 177L3 178ZM0 248L3 254L6 255V257L0 258V264H19L16 262L15 253L8 246L7 240H0ZM67 254L69 255V251ZM90 254H92V250L88 248L85 250L82 243L73 246V257L78 262L84 261L82 264H88L87 258Z\"/></svg>",
	"mask_w": 264,
	"mask_h": 264
}]
</instances>
